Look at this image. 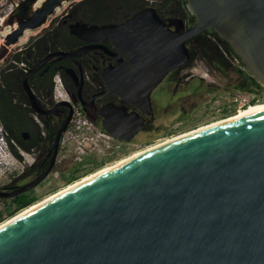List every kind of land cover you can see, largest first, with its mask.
Instances as JSON below:
<instances>
[{
    "label": "water",
    "instance_id": "obj_1",
    "mask_svg": "<svg viewBox=\"0 0 264 264\" xmlns=\"http://www.w3.org/2000/svg\"><path fill=\"white\" fill-rule=\"evenodd\" d=\"M70 1L20 0L0 60ZM186 2L196 23L184 32L155 10L123 26L141 31L143 57L106 76L111 92L149 106L153 89L191 59L187 40L208 30L264 87V0ZM0 264H264V109L156 147L13 219L0 228Z\"/></svg>",
    "mask_w": 264,
    "mask_h": 264
},
{
    "label": "flooded vegetation",
    "instance_id": "obj_2",
    "mask_svg": "<svg viewBox=\"0 0 264 264\" xmlns=\"http://www.w3.org/2000/svg\"><path fill=\"white\" fill-rule=\"evenodd\" d=\"M186 4L183 0L70 1L27 46L11 53L16 67L8 82L0 83V224L173 134L176 123L170 117L188 102L185 98L194 95L191 86L200 77L189 71L195 62L192 57L153 89L149 106H135L111 92L106 76L143 57L137 52L141 31L123 28L132 17L155 10L168 30L184 32L196 23ZM195 37L186 42L190 51ZM27 48L31 50L24 53ZM61 51L73 54L52 55ZM20 54H26L22 63ZM257 98L264 103V89ZM76 108L103 129L108 124L116 136L106 130L108 144L103 139L88 141L82 150L77 139L64 143ZM67 119L66 129L61 130ZM3 156L13 159L12 164Z\"/></svg>",
    "mask_w": 264,
    "mask_h": 264
},
{
    "label": "rangeland",
    "instance_id": "obj_3",
    "mask_svg": "<svg viewBox=\"0 0 264 264\" xmlns=\"http://www.w3.org/2000/svg\"><path fill=\"white\" fill-rule=\"evenodd\" d=\"M16 1L17 0H1L0 1V47L4 45L5 35L12 29V26L9 23V19L11 17L10 14L12 13L11 12L12 5L15 4ZM73 1L74 0H71V2ZM62 7L57 9L58 14L62 11ZM57 16H58L57 14L52 16L48 23H50ZM44 27L34 30L36 33L34 31H31V33H29V38H27L26 40L24 39L22 40V42L20 41L19 43L11 46L9 48V52L7 53V56L10 57L11 53L16 48L23 46L31 37L39 34ZM5 61H6V56L0 60V66L3 63H5ZM189 71L202 77L205 80V84L215 83L216 85H218L214 87V90L216 91L208 92L207 91L208 89H207L204 92L202 90L201 92L194 93V95L188 96L189 99L185 98L188 100V102H185V100H183V102L185 103H183L180 106V109L177 110V113H175L172 116V118L170 117L171 120L169 119L170 121H173L176 123L175 124L176 128L175 130L172 131L173 134L157 139L148 146L157 144L161 141L166 140L167 138L190 131L192 129L198 128L205 124L212 123L216 120L225 118L224 109L234 110L236 113L238 112V109L241 103L243 102L241 96H238V95L239 94L243 95V93H239L241 91L235 92L234 90L230 89V83L234 82V79H231V77L225 78V77H222L218 74L211 72L207 64H205L201 60H196L193 63V65L190 67ZM188 88L190 89V85H188ZM188 88L186 90H188ZM257 103H260V102H257ZM231 113L233 112L228 113L230 114L229 116H231ZM166 121H168V119ZM148 146L139 148L135 150L134 152L145 149ZM3 161L11 165L13 162V159L7 156H3Z\"/></svg>",
    "mask_w": 264,
    "mask_h": 264
},
{
    "label": "trees",
    "instance_id": "obj_4",
    "mask_svg": "<svg viewBox=\"0 0 264 264\" xmlns=\"http://www.w3.org/2000/svg\"><path fill=\"white\" fill-rule=\"evenodd\" d=\"M183 4H186V0H183ZM191 19L195 20V17L191 15ZM34 37H31L23 47L28 45ZM31 50V48L24 49L23 52ZM193 60H201L209 67V70L215 74H218L225 78L234 79V82L230 83V89L234 91H248L254 93L255 97L252 99L250 105L244 107V109L255 104L258 100L257 94L262 92L264 87H262L256 79H254L251 74L246 70L245 66L242 64L240 58L235 53L234 49L230 43L219 37V35L214 30H208L200 33L195 37L194 44L191 48ZM26 54H20L19 62L22 63L26 59ZM13 56L7 59L4 67H0V83L8 82V76L13 74V68L16 64L13 62ZM10 82V81H9ZM218 86L215 83L205 84V80L202 77H196L191 88L194 93L205 92H215L214 87ZM225 117L235 114L234 110L224 109Z\"/></svg>",
    "mask_w": 264,
    "mask_h": 264
},
{
    "label": "built area",
    "instance_id": "obj_5",
    "mask_svg": "<svg viewBox=\"0 0 264 264\" xmlns=\"http://www.w3.org/2000/svg\"><path fill=\"white\" fill-rule=\"evenodd\" d=\"M19 1L20 0H17L15 4L12 5L11 12H13V10L16 8ZM239 93H243V95H238L241 96L243 102L241 103L238 111L241 108L248 106L253 99L251 92L241 91ZM71 139H77L79 142L77 148L82 150L85 147V143L88 141L96 143L100 139H103L108 144L110 134L105 129L84 116L80 109L76 108L70 126L63 138V142L67 143Z\"/></svg>",
    "mask_w": 264,
    "mask_h": 264
},
{
    "label": "bare ground",
    "instance_id": "obj_6",
    "mask_svg": "<svg viewBox=\"0 0 264 264\" xmlns=\"http://www.w3.org/2000/svg\"><path fill=\"white\" fill-rule=\"evenodd\" d=\"M66 4L68 5V2L65 3L64 5H66ZM63 7H64V6H63ZM63 7H62V8H63ZM56 13H58V11H57ZM31 31H33V30H29V31H27V32L25 33V35L21 38L20 41L22 42V40H24V39L26 40L27 38H29V33H31ZM34 32H35V31H34ZM35 33H36V32H35ZM32 34H33V33H32ZM20 41H19V42H20ZM28 43H29V42H28ZM24 45H25V44H24ZM249 105H250V104H249ZM262 109H264V103H257V102H256V104H253V105L249 106V107L246 108V109L241 108V109H240L235 115H233V116H231V117H229V118L222 119V120H219V121H216V122L210 123V124H206V125L200 126V127H198V128H195V129L190 130V131H188V132H185V133H183V134H180V135H177V136H174V137H171V138H167L165 141L160 142V143H158V144H156V145L150 146V147H148L147 149H144V150L138 151V152H136V153H134V154H132V155H130V156H127V157L123 158L122 160L118 161L114 166H117V165L123 164V163H125V162H127V161H129V160H131V159H133V158H135V157H137V156L143 154V153H146V152H148V151H150V150L156 148V147H159V146H161V145H163V144H166V143H169V142L175 141V140H177V139H180V138H182V137H184V136H186V135H188V134H191V133H193V132H195V131L202 130V129H205V128H207V127H210V126H213V125H216V124H219V123H222V122H225V121H228V120H231V119H234V118H237V117L243 116V115H247V114H250V113H253V112H256V111L262 110ZM109 168H111V167H109ZM109 168H108V169H109ZM106 169H107V168H106ZM108 169H107V170H108ZM103 172H105V171H103ZM103 172L100 171V172H98V173H96V174H92V175H90V176H87V177L83 178L82 180H79V181L75 182L74 184H71L70 186L66 187L65 189H63L62 191H60L59 193H57V194H55V195H58V194H60V193H62V192H64V191H66L67 189L72 188V187L78 185L79 183H81V182H83V181H86V180H88V179H90V178H92V177H94V176H96V175H98V174H100V173H103ZM55 195H52L50 198L54 197ZM50 198H48V199H50ZM48 199H47V200H48ZM41 203H42V202L37 203V204H34V205L28 207L27 209H25L24 211L20 212V213H19L18 215H16L15 217L10 218V219H8V220L2 222V223L0 224V228L3 227L4 225H6L7 223H9L10 221H12L13 219H16L17 217H20L21 215H23V214L27 213L28 211L34 209L35 207H37V206H38L39 204H41Z\"/></svg>",
    "mask_w": 264,
    "mask_h": 264
},
{
    "label": "clouds",
    "instance_id": "obj_7",
    "mask_svg": "<svg viewBox=\"0 0 264 264\" xmlns=\"http://www.w3.org/2000/svg\"><path fill=\"white\" fill-rule=\"evenodd\" d=\"M0 135H3L2 126L0 125Z\"/></svg>",
    "mask_w": 264,
    "mask_h": 264
}]
</instances>
